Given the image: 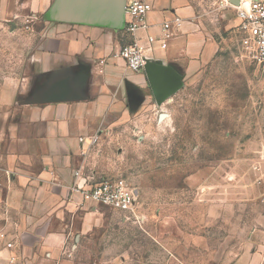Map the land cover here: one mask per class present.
<instances>
[{
    "label": "crops",
    "instance_id": "obj_1",
    "mask_svg": "<svg viewBox=\"0 0 264 264\" xmlns=\"http://www.w3.org/2000/svg\"><path fill=\"white\" fill-rule=\"evenodd\" d=\"M134 1L0 0V43L21 40L27 51L0 79V264H76L103 225L80 190L94 181L92 136L157 104L150 72L181 82L213 61L220 45L201 14L236 15L231 0H150L146 26L130 36L121 26ZM149 37L150 68L131 72L121 48Z\"/></svg>",
    "mask_w": 264,
    "mask_h": 264
},
{
    "label": "rangeland",
    "instance_id": "obj_2",
    "mask_svg": "<svg viewBox=\"0 0 264 264\" xmlns=\"http://www.w3.org/2000/svg\"><path fill=\"white\" fill-rule=\"evenodd\" d=\"M201 16L213 61L92 136L93 182L127 180L144 218L101 207L76 264H264V69L235 14ZM16 43H0V79L27 56Z\"/></svg>",
    "mask_w": 264,
    "mask_h": 264
},
{
    "label": "built area",
    "instance_id": "obj_3",
    "mask_svg": "<svg viewBox=\"0 0 264 264\" xmlns=\"http://www.w3.org/2000/svg\"><path fill=\"white\" fill-rule=\"evenodd\" d=\"M238 5L232 4L236 9V16L240 20V27L247 34L252 43L254 61L264 69V0H238ZM153 9L150 0H136L129 4L125 13L129 15L131 21H128L123 31L130 36H134L137 31L146 26V17ZM170 24L165 23L163 28L164 39L162 48L167 47V40L171 38L169 33ZM157 40L149 37L147 46L134 41L124 45L119 53L128 70L134 73L145 71L146 54L152 51V46ZM84 199L95 206L106 207L123 214L132 216L137 221L143 220L140 213L139 190L124 179H105L101 182H93L87 187L80 189ZM4 237V236H3ZM8 248H13V244H8ZM75 248L66 252L68 258L73 257ZM16 258L10 259V264H15Z\"/></svg>",
    "mask_w": 264,
    "mask_h": 264
},
{
    "label": "water",
    "instance_id": "obj_4",
    "mask_svg": "<svg viewBox=\"0 0 264 264\" xmlns=\"http://www.w3.org/2000/svg\"><path fill=\"white\" fill-rule=\"evenodd\" d=\"M231 3L234 5H238V0H231ZM125 12V10H124ZM125 26V24H124ZM124 26H121V29L123 30ZM147 64L145 67V71H148V69L150 68V64H148V61L146 60ZM149 76L151 77V80L153 82V86L155 88V93L158 97V100L161 99V97H163L166 92L173 87L174 85H176L179 80H174V78L172 77H168L162 74H158L156 72H150Z\"/></svg>",
    "mask_w": 264,
    "mask_h": 264
}]
</instances>
